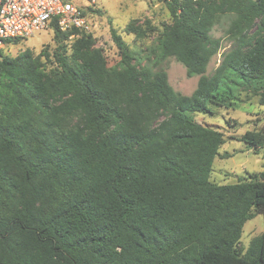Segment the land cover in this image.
I'll return each instance as SVG.
<instances>
[{"label":"trees","instance_id":"obj_1","mask_svg":"<svg viewBox=\"0 0 264 264\" xmlns=\"http://www.w3.org/2000/svg\"><path fill=\"white\" fill-rule=\"evenodd\" d=\"M159 1L168 23L126 31L198 77L190 95L114 29L112 67L90 33L61 32L57 18L52 49L0 50V264H264V173L212 183L223 134L185 116L264 97V0ZM223 17L230 47L208 75ZM238 141L261 148L264 126ZM256 215L263 231L242 250Z\"/></svg>","mask_w":264,"mask_h":264},{"label":"rangeland","instance_id":"obj_2","mask_svg":"<svg viewBox=\"0 0 264 264\" xmlns=\"http://www.w3.org/2000/svg\"><path fill=\"white\" fill-rule=\"evenodd\" d=\"M84 9H95L90 13L93 27L90 35L95 46L102 49L107 66H115L120 56L111 39L110 30L114 29L121 39L133 51L143 65L153 67L154 70H164L172 89L182 95H190L196 87L198 77H187L184 67L173 58L159 60L157 52L148 36L144 40H136L126 31L127 25L135 20L138 25L150 22L154 26L168 23L169 13L165 5L159 0H96L91 5L87 0H71ZM228 25V18L223 17L211 31L213 38H219L221 48L207 67L206 74L210 75L220 61V55L230 47L224 31ZM53 48L52 32L45 30L32 37L21 40L16 44H8L2 51L8 56H15L24 49H31L35 53ZM240 101L236 109L210 108L211 114L185 113L186 118L214 129L223 134V144L219 148V156L212 164L210 181L216 185L233 184L252 174L264 173V146L256 150L249 149L238 140L245 132H256L264 126V97L250 92H241ZM263 231V218L256 215L248 220L243 228L239 240V247L245 250L250 241Z\"/></svg>","mask_w":264,"mask_h":264},{"label":"built area","instance_id":"obj_3","mask_svg":"<svg viewBox=\"0 0 264 264\" xmlns=\"http://www.w3.org/2000/svg\"><path fill=\"white\" fill-rule=\"evenodd\" d=\"M87 1L91 5L96 3ZM86 10L71 0H0V50L16 40L48 30L54 18L61 32L91 33L93 24L90 13H83Z\"/></svg>","mask_w":264,"mask_h":264}]
</instances>
